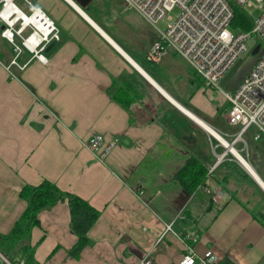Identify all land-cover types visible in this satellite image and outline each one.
<instances>
[{
  "label": "crops",
  "instance_id": "obj_1",
  "mask_svg": "<svg viewBox=\"0 0 264 264\" xmlns=\"http://www.w3.org/2000/svg\"><path fill=\"white\" fill-rule=\"evenodd\" d=\"M28 1L13 3L26 15L40 8L60 39L46 47L44 59L21 47L18 34L14 42L2 35L28 21L16 20L15 12L10 24L0 20V236L27 207L24 186L48 180L101 214L88 232L92 245L74 258L68 252L78 237L68 203L41 211L31 234L40 264H178L188 247L200 255L212 250L219 264H264V224L251 200L220 185L222 164L193 192L179 177L193 156L210 169L213 149L227 148L191 115L228 137L236 133L222 122L224 98L214 99L215 90L174 52L149 60L159 32L122 0H104L107 11L103 17L94 11L96 19L89 13L95 0L85 9L69 0ZM127 83L141 93L129 110L111 96ZM178 105L202 117L185 110L192 119ZM97 134L113 143L103 160L84 146ZM203 199L193 212V201ZM167 224L172 231L165 232Z\"/></svg>",
  "mask_w": 264,
  "mask_h": 264
},
{
  "label": "built area",
  "instance_id": "obj_2",
  "mask_svg": "<svg viewBox=\"0 0 264 264\" xmlns=\"http://www.w3.org/2000/svg\"><path fill=\"white\" fill-rule=\"evenodd\" d=\"M14 1L0 0V20L6 24H10V18L15 12L8 10V7L11 6L10 3ZM26 1L29 3L28 0ZM122 1L127 8L139 12L159 32L158 40L147 54L149 60L157 61L168 52H174L188 61L205 87L217 90L223 95L226 102L224 119L229 126L235 127L237 130L233 134V141H228L226 139L228 135L218 131L224 139L234 147L240 141L247 145L248 141L244 135L251 128L256 130L253 136L254 141L264 136V52L234 91H226L220 85L222 78L235 63L245 54L250 53L251 49L247 45L249 40L256 39V44H260L264 49V0H231L246 9L252 7V3L256 1L261 10V14L254 18L252 30L238 34L230 28L233 10L228 0ZM176 8L179 9L180 14L173 20L168 14ZM7 11L11 13L10 17L4 15ZM28 16L30 19H34L28 22L29 26H26L30 27L26 36L22 35L26 27L15 30L13 26H7L2 31V35L14 42V34H18L22 39L21 47L39 54L41 58L45 59L44 50L51 42L60 39V30L40 8H35ZM166 18L170 20L167 27L158 29L157 24ZM15 46L16 50L20 52L21 47ZM104 145V138L98 134L84 142V146L102 160L111 153L113 143ZM237 151L240 153L238 149ZM226 154L223 153L216 157L215 164L209 169V174L224 161ZM206 189L209 193V189ZM222 195L223 190L220 188L214 194V200L219 203ZM169 231H172L171 224L166 226L165 232ZM188 236L196 237L191 233ZM0 259L2 264H24V260H10L2 253H0ZM219 263L220 257L212 250H207L203 255H200L191 247H188V252L178 262V264ZM140 264H150V261L145 259Z\"/></svg>",
  "mask_w": 264,
  "mask_h": 264
},
{
  "label": "trees",
  "instance_id": "obj_3",
  "mask_svg": "<svg viewBox=\"0 0 264 264\" xmlns=\"http://www.w3.org/2000/svg\"><path fill=\"white\" fill-rule=\"evenodd\" d=\"M228 2L233 10L231 30L237 34L250 32L254 25V19L249 11L231 0H228ZM111 96L114 101L129 110L131 105L141 98V93L133 84L127 83L119 88H113ZM191 111L200 118L202 117L199 112ZM230 164L226 162L225 166L230 169ZM208 171L209 169L203 161L193 156L188 161L187 166L179 173V177L188 191L193 192L206 182L209 175ZM223 178L224 180L222 179L220 182L223 183V188L228 189L225 184L229 181L226 172L223 174ZM21 195L27 201L25 211L15 222L11 231L6 235L0 236V252L8 259H22L24 264H40L35 256V246L31 244L32 230L41 224L39 219L40 212L55 206L58 202L68 203L71 215V229L78 237L77 243L69 250V255L79 258L83 249L92 245L88 232L100 217L101 211L94 208L88 201L80 196L64 192L56 184L48 180L37 186H24ZM32 195L33 198L31 199ZM255 212L254 217L264 224L262 207H257Z\"/></svg>",
  "mask_w": 264,
  "mask_h": 264
},
{
  "label": "rangeland",
  "instance_id": "obj_4",
  "mask_svg": "<svg viewBox=\"0 0 264 264\" xmlns=\"http://www.w3.org/2000/svg\"><path fill=\"white\" fill-rule=\"evenodd\" d=\"M253 6L250 8H247L253 19L261 14V10L259 9V5L256 1H254ZM90 10L89 13L95 18L96 16V11L97 13L103 17V15L106 13V4L105 1L102 0H95L91 5H90ZM95 11V12H94ZM180 14V11L178 8L174 9L171 13L168 15L175 20ZM47 15V14H46ZM48 16V15H47ZM50 17V16H48ZM51 19V18H50ZM96 19V18H95ZM170 22L169 19H165L160 21L157 24L158 29H165L167 27V24ZM59 29V28H58ZM135 38V31L130 25V42H132V39ZM264 46V45H263ZM214 99H222L223 100V95L218 92L217 90L214 91ZM226 106V105H225ZM225 109V108H224ZM225 120V119H224ZM224 125L227 126L226 121H222ZM256 133L255 128H251V130L244 135V138L246 141H248L247 145L244 144V142L240 141L239 143L235 144V148L240 151V155H242L257 171V173L261 176V178H264V136H262L259 140L254 141L253 136ZM228 141H233L234 140V135L230 132V136L226 137ZM217 142V141H216ZM216 146V145H215ZM214 146V147H215ZM247 146V147H246ZM228 147V146H226ZM225 147V148H226ZM224 148V149H225ZM215 149V148H214ZM213 149V159L216 161V157L223 154L227 153L225 155V159L222 163L220 168H218V173L221 175V179L224 180L223 174L226 172V176L228 175L229 181L225 183L228 188L232 190H238L241 194L244 200H251V206L253 207H262L263 212H264V191L257 185V183L254 181V179L246 172L244 166L238 162V160L230 153L228 148L225 149V151H220L219 150H214ZM214 161V162H215ZM226 162L231 163V168L229 169L228 167L225 166ZM219 164V165H220ZM218 165V166H219ZM228 165V166H230ZM217 166V167H218ZM216 170V172H217ZM217 175V173H215ZM262 178V179H263ZM264 180V179H263ZM222 183L220 182V185ZM222 188V187H221ZM207 199H203L202 201H193L192 203V210L193 212L196 211L199 208L204 207V204L207 203ZM255 203V204H254ZM1 253V252H0ZM0 264H2V261L0 259Z\"/></svg>",
  "mask_w": 264,
  "mask_h": 264
},
{
  "label": "water",
  "instance_id": "obj_5",
  "mask_svg": "<svg viewBox=\"0 0 264 264\" xmlns=\"http://www.w3.org/2000/svg\"><path fill=\"white\" fill-rule=\"evenodd\" d=\"M91 1L92 0H71V4L74 7L76 6L77 8L85 9V8L88 7V5L90 4ZM53 44L54 43H52L51 46ZM247 45L251 49L250 53L249 54H245L242 58H240L235 63V65L230 69V71L220 81L221 87H223L224 90H226V91L232 92L240 85V83L243 81V79L246 77L248 72L251 70V68L255 64V62L258 60V58L264 52V49L261 48V45L260 44H256V39L249 40L247 42ZM177 107L183 113H185L187 116L191 117L189 114H187L185 112V110L189 111L188 109H186L185 107H181L179 105ZM192 119H194V118H192ZM231 154L234 156L233 153H231ZM234 157L238 160V158L236 156H234ZM238 162H239V160H238ZM246 172L248 173L247 170H246ZM249 175L254 179V181L257 183V185L264 191V180L261 178V176L258 174L260 179H261V182L263 183V185L257 180V178H255V176H253L252 174H249ZM32 198H33V195L31 196V199Z\"/></svg>",
  "mask_w": 264,
  "mask_h": 264
},
{
  "label": "bare ground",
  "instance_id": "obj_6",
  "mask_svg": "<svg viewBox=\"0 0 264 264\" xmlns=\"http://www.w3.org/2000/svg\"><path fill=\"white\" fill-rule=\"evenodd\" d=\"M71 2V0H69ZM13 2L10 3L11 6L8 7V10L10 12H17L18 15H17V18L16 20L21 16V18H24L25 21H28V22H31L32 19L29 18V14L26 15V14H23L18 7H16L15 5L13 6ZM5 16L7 17H10L11 16V13H9L8 11L4 14ZM10 15V16H9ZM23 20V21H24ZM27 22V23H28ZM193 114V113H192ZM193 116L196 120H198V122H200V124H202L204 126V128H206L208 131H210V134H213L215 136V138H218V139H221L223 140L225 146H228L227 150H229L230 152H232L239 160V162L242 164V166H244V168L248 171L249 174H252L253 176H255V178H257V180L263 185V183L261 182V179L259 177V175L257 174V171H255L254 167L242 156L240 155V153L237 151V149L232 146L227 140L223 139L221 134L216 131L214 128L210 127L207 123L203 122L201 119H199L198 117L194 116V115H191ZM220 140V141H221ZM99 159V158H98ZM150 261V260H149ZM150 264H151V261H150Z\"/></svg>",
  "mask_w": 264,
  "mask_h": 264
}]
</instances>
